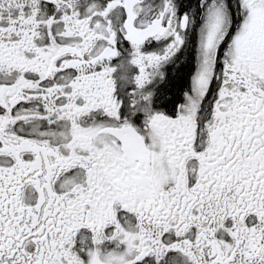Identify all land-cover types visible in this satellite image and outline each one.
<instances>
[{
  "label": "snow or ice",
  "instance_id": "snow-or-ice-1",
  "mask_svg": "<svg viewBox=\"0 0 264 264\" xmlns=\"http://www.w3.org/2000/svg\"><path fill=\"white\" fill-rule=\"evenodd\" d=\"M0 264H264V0H0Z\"/></svg>",
  "mask_w": 264,
  "mask_h": 264
}]
</instances>
